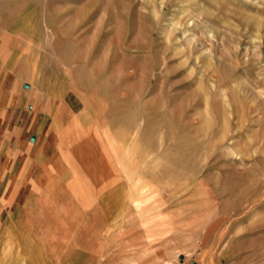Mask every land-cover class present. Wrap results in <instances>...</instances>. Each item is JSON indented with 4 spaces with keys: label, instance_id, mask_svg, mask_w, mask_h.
Returning a JSON list of instances; mask_svg holds the SVG:
<instances>
[{
    "label": "rangeland",
    "instance_id": "obj_1",
    "mask_svg": "<svg viewBox=\"0 0 264 264\" xmlns=\"http://www.w3.org/2000/svg\"><path fill=\"white\" fill-rule=\"evenodd\" d=\"M13 52L41 93L77 88L127 248L151 238L172 259L160 264H264V0H0V72ZM56 198L43 210H64ZM59 237L55 252L52 233L33 236L39 264L70 263Z\"/></svg>",
    "mask_w": 264,
    "mask_h": 264
},
{
    "label": "crops",
    "instance_id": "obj_2",
    "mask_svg": "<svg viewBox=\"0 0 264 264\" xmlns=\"http://www.w3.org/2000/svg\"><path fill=\"white\" fill-rule=\"evenodd\" d=\"M18 57L15 52L4 57L6 68L0 72V227L4 236L26 233L43 240L52 233L57 238L56 252L63 249L59 236L66 229L69 264L171 261L164 252L166 244L151 238L140 237L139 245L129 248L123 244L122 197L105 191V178L113 176L114 169L103 161L102 147L93 138L83 137L75 124L86 118L77 88L52 84L41 93L32 76L19 70ZM2 58L1 54V63ZM128 170L131 175L130 166ZM77 179L83 181L80 194L68 189ZM91 188L97 192L86 193ZM55 196L66 202L65 209L43 210V204L57 201ZM118 238L122 241L114 244ZM56 244L60 247L55 248Z\"/></svg>",
    "mask_w": 264,
    "mask_h": 264
},
{
    "label": "bare ground",
    "instance_id": "obj_3",
    "mask_svg": "<svg viewBox=\"0 0 264 264\" xmlns=\"http://www.w3.org/2000/svg\"><path fill=\"white\" fill-rule=\"evenodd\" d=\"M11 43V42H10ZM7 43V44H10ZM14 44V43H13ZM15 62V61H14ZM13 62V63H14ZM10 64V63H9ZM12 65V64H10ZM26 70V69H25ZM34 72V71H33ZM31 72V73H33ZM34 78V77H33ZM69 133V132H68ZM80 141V140H79ZM71 143V142H70ZM77 143V142H75ZM81 144V143H80ZM79 144V145H80ZM75 147H77L75 145ZM79 147V146H78ZM77 147V148H78ZM68 153V152H67ZM38 154V153H37ZM71 154V153H70ZM69 154V155H70ZM83 154V153H82ZM69 157V156H68ZM71 157H73L71 155ZM84 158V157H83ZM75 159V158H74ZM73 159V160H74ZM79 161V160H77ZM89 161V160H88ZM75 162V161H74ZM90 163V162H89ZM73 182V181H72ZM75 182V181H74ZM99 186V185H98ZM89 190V189H88ZM95 190V189H94ZM53 197V196H52ZM79 228V227H78ZM29 232V231H28ZM26 241L28 243V241H30V246H32L34 249L33 250H29V251H25L23 248V245L26 244ZM39 246L35 245V239L31 238L30 235L23 233V234H19L18 237L17 236H13V237H9V236H4L2 238H0V246H2L1 250H0V264H24V262H27L28 260H32L34 262H38V264L40 263V259L43 260V258H45V254L47 251V249L44 248V246L42 245V243L40 242V244L38 243ZM42 245V247H40ZM17 247L16 250H12V248ZM4 248V250H3ZM43 251V252H42ZM31 252H35L38 254V256H32L30 255ZM36 262V263H37ZM36 263H32V264H36ZM43 263V262H42ZM52 264V263H50Z\"/></svg>",
    "mask_w": 264,
    "mask_h": 264
}]
</instances>
